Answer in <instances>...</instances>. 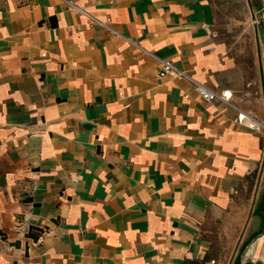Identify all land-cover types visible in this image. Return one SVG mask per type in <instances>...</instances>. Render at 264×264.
Instances as JSON below:
<instances>
[{
  "label": "crops",
  "instance_id": "crops-1",
  "mask_svg": "<svg viewBox=\"0 0 264 264\" xmlns=\"http://www.w3.org/2000/svg\"><path fill=\"white\" fill-rule=\"evenodd\" d=\"M70 1L117 33L65 0H0V264L208 261V223L262 168L264 131L158 60L264 122V0L247 73L211 0ZM243 258L264 264V228Z\"/></svg>",
  "mask_w": 264,
  "mask_h": 264
},
{
  "label": "rangeland",
  "instance_id": "rangeland-1",
  "mask_svg": "<svg viewBox=\"0 0 264 264\" xmlns=\"http://www.w3.org/2000/svg\"><path fill=\"white\" fill-rule=\"evenodd\" d=\"M211 2L216 15L215 37L227 45L231 53L239 59L246 73L251 71L255 51L251 0ZM262 194L264 163L253 178L249 179L246 187L234 195L233 205L226 214L220 219L209 221V260L213 259L216 264H249L243 258V251L249 240L259 232L264 220ZM257 211L262 216L260 221L254 213Z\"/></svg>",
  "mask_w": 264,
  "mask_h": 264
},
{
  "label": "built area",
  "instance_id": "built-area-1",
  "mask_svg": "<svg viewBox=\"0 0 264 264\" xmlns=\"http://www.w3.org/2000/svg\"><path fill=\"white\" fill-rule=\"evenodd\" d=\"M65 2L68 5V7L73 8L79 14H86L87 17L91 21L96 22L102 25L103 27L107 28L108 30H111L117 33L116 30L110 25L109 19L102 20V19L96 18L92 16L91 14H89L88 12H86V10L82 6L76 5L70 0H65ZM158 63H159V68H158L159 75L162 76L165 74H171L174 76H180V77L186 78L187 80L191 82L194 89L200 94V96L204 100H207V101L220 100L234 107L236 110V114L233 118V122L242 124L255 132L264 131V122L260 121L258 118H256L249 112L238 108L236 105L232 103L230 90L228 89L215 90V89H211L207 87L205 84L187 75L185 71H183L182 69L176 67L171 60L159 59ZM203 264H216V262L213 259H211V260H208L207 262H204Z\"/></svg>",
  "mask_w": 264,
  "mask_h": 264
},
{
  "label": "trees",
  "instance_id": "trees-1",
  "mask_svg": "<svg viewBox=\"0 0 264 264\" xmlns=\"http://www.w3.org/2000/svg\"><path fill=\"white\" fill-rule=\"evenodd\" d=\"M262 207H260L261 209ZM262 210V209H261ZM264 228V220H262V225H261V229ZM39 234V231H33L32 229H30L28 235H31L32 237H37V235Z\"/></svg>",
  "mask_w": 264,
  "mask_h": 264
}]
</instances>
